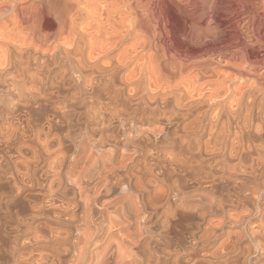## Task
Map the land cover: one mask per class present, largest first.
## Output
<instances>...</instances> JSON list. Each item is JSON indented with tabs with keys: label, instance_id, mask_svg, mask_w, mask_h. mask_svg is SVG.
I'll return each instance as SVG.
<instances>
[{
	"label": "bare ground",
	"instance_id": "1",
	"mask_svg": "<svg viewBox=\"0 0 264 264\" xmlns=\"http://www.w3.org/2000/svg\"><path fill=\"white\" fill-rule=\"evenodd\" d=\"M161 1L162 0H0V38H2L8 44V48L6 52H4L5 62L6 64H9L12 70L18 74L19 71H22L19 69H23V66L29 63L24 62L25 58L23 54L26 52L24 50L26 47L27 49H30L32 46H36L34 61L38 59L39 54L43 56V59H46L44 58L45 53L55 47L54 44L63 46V44L70 43L72 44L73 49H76V51H73L75 52L74 54H76L83 50H87L86 47H82L80 45V37L84 34H90L92 38H94L93 40H95V42L93 44H90L89 42V47H93L94 49L90 50L88 48V50H90L89 52L96 50L97 56L99 58L97 57L96 59L94 57L96 61L93 63L91 62L90 67L88 64L84 63L81 58H78L80 60H74V63L78 64L79 70H82L83 66L86 67L88 65V70H90V68L92 70L96 69L99 74L101 73L100 75L102 76L107 70L103 74L102 71H100L99 64H101L100 61H102L100 59V56L110 54L112 51L117 50L124 44L127 45V43L129 42L130 46H125L126 49L124 50H126V52L125 55H123L124 57H122V55H120V57H122V59L126 58L128 61L127 63L133 64V69L131 68L133 70L131 71V75L133 73L132 77L134 81L132 80V78L131 81L132 83H136L135 90H137V88H140V86L142 85L144 86L142 87L143 89H146L145 87L147 85H156V81H158V84L161 83L166 86L168 85L169 88L174 90L168 92V94H166L167 92H164L163 94L165 95H158L157 91L156 96L153 95L154 97H151L153 98V100H150L152 102L151 104L156 105L157 103H160L159 107L163 105L165 109H167L170 105L172 106L171 100L174 101V106L177 107V110L179 108L181 109L183 107H186V109L184 108L185 111L187 109H190L189 111H191V108H194L193 110H195L196 107L200 108L202 106L199 107V105L204 102L210 103L209 111H214L215 117L213 119L214 121H209V125H211L208 129V135L210 137L205 148H209V150L210 148L211 150L214 148V151H219L218 153L221 152L222 154H226V152H229L231 155L236 154V156H239L241 152H239L238 154V148H242L240 146L242 143V130L246 128L245 132L246 130H248L249 132V130H252V127L254 126L260 129L264 125V0H237L233 4L222 9H216L214 7L197 8L196 6L191 10L179 8L178 11L180 15L185 18V30L183 34L180 35L179 42L172 41L170 39L173 36V30L170 26L171 22L162 14L163 11L161 9ZM45 20H52L55 23V25L59 29V33L56 36L53 35L54 33L48 32L49 30H46V32L43 31L41 25ZM162 38L166 40H164V42H161ZM43 52L45 53L43 54ZM71 54L72 53L69 54V57L73 55ZM119 61H121V59ZM124 61L126 60H123V63ZM119 63L120 62H117V64L121 66L122 63ZM125 63L124 65L126 66ZM28 65L29 64H27V66ZM105 65H107V63ZM101 66L103 67V65ZM120 66L116 65L117 68ZM128 66H130V64H128ZM113 67L114 65L112 66V68ZM114 68L113 70L111 69V71L110 69H108V71L110 72L108 74H111V72L113 73ZM1 71L3 70L1 69ZM98 72L94 74L99 75ZM107 72L105 73L106 75ZM3 74L4 73L0 72V80L6 78H2V76H5ZM94 74L93 76H95ZM85 76L87 77V75ZM91 78H89L88 80H90ZM15 79H13V81ZM6 80L7 79H5L4 81ZM16 80L18 82V79ZM91 81L93 80L91 79ZM8 82H11V80H9ZM14 82L16 85V81ZM94 82L96 83V79ZM19 84L17 86H19ZM1 85L3 84L0 81V87ZM20 85L23 84L21 83ZM25 88L27 87H24V89ZM188 99L192 101H188V103L190 104L185 105V101ZM141 102V100H138L139 104ZM7 103L5 102L4 104ZM138 103L136 104L138 105ZM142 103H145L146 108H151L152 106L148 104L149 102L146 103L143 101ZM106 106L112 107H110L109 111H107L108 114L103 112L100 113V120L106 121L109 117L110 121H112V119L114 120V118H116V120L119 119L121 125L124 123L134 122L135 118L133 119V117H131V114H128V112L125 111L124 105H121L123 106L121 110L117 109L118 106L116 104H108ZM145 106H143V108ZM205 106H208V104H205ZM153 107L150 111L152 112V115H154L158 111L156 106L155 108ZM149 110L150 109H148V111ZM180 111L182 112V110ZM187 113L188 112L186 111V114ZM34 114L35 113L30 114V116ZM37 115H39L40 117V114ZM7 116L9 115L7 114ZM41 116L43 117V115ZM2 117L5 118V115ZM36 117L38 121H40L42 118H39L38 116ZM66 117L67 115L63 113V116L61 118H63L64 121L67 122ZM211 118H213V115ZM10 119L11 118L9 117V121ZM31 119L29 121L30 124H32L31 121L33 122V124L37 121L36 119H34L36 120L34 122ZM152 120H138L139 122L130 124H133V126L136 128H145V126L152 128L151 132L153 133L151 134V136L153 137L154 134L155 136L157 135L156 131L158 130H156V128L154 129V124L155 122L157 123V121H155L154 119ZM11 122L9 123V125L11 124ZM37 123L39 125V122ZM104 123L102 122L103 125ZM198 124L194 123V126H197ZM6 125H8V123ZM36 125H34V127ZM61 125L60 127L58 126L59 128H55L54 126L53 128L50 126L46 130H44V128H39L38 130L37 128L33 131L29 127L30 132H27V134H30L32 132L33 134L31 138H28L29 135H27V138L29 140L27 139L28 141L24 143L25 149L26 151H28L31 157L27 158L26 154H23L21 155V159L19 158L20 160L18 159L19 161L17 160L18 162H15L14 164L15 168L13 169L16 170L17 174H21V176L19 175L21 179L23 177L24 180L26 179L30 183V185L31 183L32 185H34L33 183L35 182L40 183L38 181L39 177L38 179L36 178V168L41 165L45 166L46 170L44 171V173H42L43 177L40 178L41 180L39 179L41 181V184L39 185H41L42 187V193L40 194L41 199L40 197H38L39 201L34 202V205H30L33 206L31 208L32 213H30V215L33 214L34 216H44L45 218H48V221L49 219H52L55 223V225L46 224L49 233H51V238H49L45 234L43 235L42 233L37 237L38 241L43 240L42 246L45 244L49 248H37L39 249L37 250V252H25L22 248L21 250H23L24 252H20L18 256L16 255L17 257L15 259V264H62V252L69 255L68 257L70 259L67 264H91L95 260L97 264H106L110 259H114L116 264H157V258H155V256H157L158 253L157 255H153V253L149 249L148 251L147 249L141 250L143 248L140 249L141 251H143L142 254L137 255L136 253H133V247L132 249L130 247V249L124 248V245L128 243V241H125L126 243H124V241H119V239H116L114 235L108 232V228L104 224V216H108L109 208L112 207L120 209V212L124 213L123 215H127V210L128 208H130L132 213H134L135 211L134 215L137 216L139 214L138 216H141L139 206H137L140 204L136 203L137 198H135V196H137L139 192L140 194H142L141 192L146 193V191L148 193L150 189H153V184L158 185L157 180H155L157 177L152 181L148 177L150 180L146 178V180L148 181H144V176L151 175L154 171L152 170L153 163L151 162V160H153L155 154L157 153H155L153 151L154 149H152V146L155 145H152L150 147L151 150H149V147H147V149H144L145 147H143V149L134 148V150L132 151L134 155H136L137 157L139 156L140 160L139 158H127L126 152L128 149H126L125 143L121 145L122 147L119 145L107 144L105 141L96 140L95 138L96 136L98 137V135L95 133L93 134V132V135H89L88 138L87 136H85L88 140L83 141L82 139L80 140L76 136L70 134V131L72 130L71 128L70 131L68 130L70 133H68L65 129L69 127L67 126V128H64V126L61 127ZM131 125L130 127H133ZM200 125H202V123ZM8 127L10 128H6V137L13 140V138H15L14 136H16V130H12L13 126L11 127V125ZM189 129L190 128H187L186 130L188 131ZM142 130L143 129H141V132L144 131ZM198 130L191 129V132H189L190 130L188 131L189 133L186 131L187 133H184V135L190 136V134L199 133V136H201V134L203 135L206 133V131H204L205 129L201 131ZM131 132V130L126 131L123 133V136L126 139L130 138ZM65 133L67 134L65 135ZM97 133H100V131ZM79 135L82 136L83 134L81 133ZM195 135L194 137H192V135L191 139L195 138ZM245 135H247V132L245 133ZM81 136L78 137L81 138ZM100 137L101 135L99 136V138ZM21 138H23L22 135ZM66 138L68 139L67 141L64 140ZM146 138L149 139V137L147 136ZM243 138L245 137L243 136ZM17 139L18 138L14 140V143L17 142ZM2 140L4 139L2 138ZM18 140L20 141V139ZM152 140L150 141L152 142ZM64 143H68L66 145L67 147L64 145ZM200 143L197 141L196 146L201 147ZM22 149L23 148L16 150L17 152L18 150H20L18 153L21 154ZM191 149L190 151L193 150ZM119 153V159L118 157L117 159H114V157ZM255 153L258 154V160L260 161V163L262 162V164L264 165V148L259 153ZM104 154H107L106 160L103 159ZM215 155L217 156L216 158H219L218 154ZM156 156H158V153L156 154ZM1 157L2 159H4L3 156H0V170L3 167L9 168L8 163L6 164L4 160L2 161ZM235 157H233V159L237 158ZM148 158L152 159L148 160ZM32 160H34V162ZM225 161L226 160H224V162ZM128 162L129 164H131L130 167H128L129 165L127 166ZM150 162L152 163V165L150 164ZM118 169H120V171L123 169V173L126 172V178H128V181L125 179L124 175V177H115L114 171ZM5 170L8 171V169ZM2 172L4 171L2 170ZM134 176L137 179V191L133 190L135 187L132 188V182L134 180L131 181V178ZM152 178H154V176H152ZM244 180L247 183V180ZM25 184H23V186ZM147 184L150 187L152 186V188L148 187ZM25 186L29 185L26 184ZM36 186L38 185H35L34 187ZM116 187H119L120 195L122 194V197L114 200L109 198V196L112 195ZM0 189L2 190V188ZM155 189L156 188H154V190ZM11 193L12 192L9 191V195L7 193L6 194L7 196H11ZM152 193L153 192H151V194ZM154 193L153 195L150 194L149 196H154L156 198L155 200L158 201V196H155ZM2 194H0V206L2 203V199L4 198ZM146 195L147 194H145V196ZM160 195L161 194L159 193V196ZM67 197L70 199H67ZM154 197L153 201L155 202ZM35 198L37 199V197ZM5 199L7 201L4 205L9 208V205H11L12 203L9 204V197H6ZM10 199H12V197ZM147 199L150 201V198ZM154 202L152 204H154ZM4 205H2L1 207L4 208ZM142 205H144V202ZM8 208H6V210H8ZM1 209L2 208H0V211L3 212V210ZM95 209L99 211L96 212L99 213L101 219L103 220V225L97 224V221H95L96 219L94 220ZM7 212H9V210ZM28 215L26 214L28 218L31 217L32 219V216ZM129 215H127V217ZM27 217L24 218L25 221ZM35 218L37 220V217ZM133 218L131 219L132 222ZM108 223H110V221ZM28 224L30 223L28 222ZM128 224H131V221L130 223L128 222ZM31 226L32 225H30V227ZM32 228H34V226H32ZM39 228H36V232L37 229L39 231ZM139 228H137L138 232H140L139 230L142 231V228ZM146 233H148V231ZM33 234L35 235L36 233L33 232ZM127 236H130L129 233L127 234ZM131 236L133 238L134 234ZM33 240H36V236ZM128 240L129 242H131V239ZM40 242L41 241L37 242V245L41 246ZM133 243L135 244V240ZM127 245L131 244L129 243ZM26 249L28 250V248ZM144 251H147L148 253L146 254L144 253Z\"/></svg>",
	"mask_w": 264,
	"mask_h": 264
},
{
	"label": "rangeland",
	"instance_id": "2",
	"mask_svg": "<svg viewBox=\"0 0 264 264\" xmlns=\"http://www.w3.org/2000/svg\"><path fill=\"white\" fill-rule=\"evenodd\" d=\"M236 1L237 0H162L161 1V9L163 11L162 14L164 17H167V19L171 22L170 26L171 29L173 30L172 33L173 36L170 39L172 41L179 42L180 35L183 34L185 30V25H184L185 18L180 15L178 11L179 8L191 10L196 6L197 8L214 7L216 9H222L226 6L233 4ZM41 27L45 32L46 30L47 31L49 30L48 32L54 33L53 34L54 36H56L59 33V29L52 20H45L42 23ZM80 38H81L80 45L82 47L83 46L86 47L87 50L86 51L83 50L79 53H76L77 55L74 54L75 52H73L76 51V49L74 50L72 44L70 43L63 44V46L62 45L58 46L57 44L56 45L54 44L55 47H53L50 51H48L47 53L43 52V54L45 53L44 58L46 59H43V56L39 54L38 59L34 61L36 46H32L30 49H27L26 47L24 49L26 51L25 52L26 56L25 53L23 54L25 58L24 62L25 63L29 62L27 63L29 65L27 66L26 64L23 66V69H19L22 71H19L18 74L14 72L11 66H9V64H6L5 62L4 52H6L8 48V44L2 38H0V50L2 51V52L0 51V61L2 60L0 62L1 64L0 68L5 67L4 69L1 68L3 71H1L0 69V72L4 73L3 75H5L2 76V78L6 77L5 79H7L6 81H4L5 79L0 80L1 83L3 84L1 85L2 88L0 87V102H1L0 115L2 116L5 115V118L0 116L1 118L0 156H3L4 159H2L1 157V160L2 161L4 160V162L6 164L8 163L9 166V168L3 167L0 170L1 173L0 178H2L0 179V188H2L3 190L2 192V190L0 189V192L3 193L0 194H2L4 197L2 199L3 204L1 203V206L6 204L7 201L5 199L6 197H9L8 199L10 200L9 204L11 203L13 204V205L12 204L9 205L10 209L5 205H4L5 209L0 206V208H2L1 210H3V212L0 211L1 264H15V259L20 252H24V251L37 252V250H39L37 248H49L45 244H44L45 246L44 245L42 246L43 240H39L41 241L40 242L41 246L37 245V242H39L37 237L40 236L42 233L43 235L45 234L46 236L51 238L52 237L51 233H49L46 224L55 225L54 220L49 219L48 221L47 217L45 218L44 216H34L33 214L30 215V213H32L31 208L33 207L30 205H34L35 204L34 202L39 201L38 197H40V194L42 193V189H41L42 187L39 184H41L40 178L43 177L42 173H44L46 168L44 165H41L38 168H36V173H37L36 178L38 179L39 177L40 180L38 179V181L40 183L34 181L35 182L33 183L34 185H32L31 183L32 187L26 179H25L26 181L24 180L23 177L21 179L20 177L21 174L19 173L17 174L16 170L13 168H15L14 165L15 162H18L21 159V155L26 154L27 158L31 157L28 151H26L25 149L24 142H27L29 140L28 138L32 137L33 130H36L37 128L38 130L39 128L40 129L44 128V130H46L50 126L59 128L61 124H62L61 127L63 126L64 128H67V126L69 127L65 129L66 132L68 133L71 132L70 133L71 135L76 136L77 138H79L80 140L82 139L83 141L88 140L87 139L88 136L93 135L95 133L98 135V137L96 136L95 138L96 140L105 141L107 144L121 146L123 143H125L126 149H128L126 152L127 158H132V159L139 158V156L137 157L136 155H134L132 151L134 150V148L143 149V147H145L144 149H147V147H149V150H151L150 147L152 145L156 146V147L152 146V149H154L153 151L155 153L156 152L158 153V156H156L157 154L156 153L153 158L154 161L151 160L152 158H148V160L150 159L154 165L153 166L152 163L150 162V164L152 165V170L154 171L151 175H145L144 181H148L146 180V178L147 179L150 178L152 181L157 177L155 180H157L158 185L153 184L154 186L152 189L153 191L150 189L151 191L149 190L148 192L149 194L146 191V193L141 192L142 194H140L139 192L138 193L139 195L137 194V196H135V198H137L136 203L140 204L137 206H139L141 216H138L139 214L137 216L134 215L135 213L134 209H133L134 213H132L130 208H128L127 215L129 214H133V215H129L130 217L129 216L127 217L126 214L123 215L124 213H121L120 209L116 207L109 208L108 216H104V220H105L104 224L107 226L108 232L114 235L116 239H119V241H124V243H126L125 241H128V243L124 245L125 246L124 248L130 247L132 249L133 247L134 251L133 250L132 251L137 255L142 254L143 251L141 250H146V249L147 251L149 249L153 253V255H157L158 253V255L155 256V258H157L156 259L157 264H264V172H263L264 165L262 164V162L260 163V161L258 160V154L255 153V152L259 153L264 148V125L261 127L262 129L261 128L259 129L254 126L252 127L253 131L251 129L249 130V132L248 130H246L247 135H245L246 128L245 129L242 128L243 129L242 143L240 145L242 148L240 147H239L240 149L238 148V154L239 152H241L239 154L240 157L236 156V154L231 155L229 152H226V154H222L221 152L218 153L219 151L218 152L214 151V148L212 150L210 148L211 150L210 151L209 148H205V146H207L208 144L210 137L208 135L209 134L208 129L211 125V124L209 125L210 123L209 121H214L213 119L215 117L214 111H209L210 103L204 102L205 104H208V106H205V104L202 103L201 105H199V107L200 106L202 107L200 108L196 107L195 110H193L194 108H191L192 112L189 111L190 109L189 110L187 109L186 110L188 112L187 114L185 111L186 107H183L181 109L179 108L180 110H182L181 112L179 109L177 110V107L174 106L175 103L172 100H171L172 106L169 104L170 106L167 109H165V107L162 104H161L162 106L159 107L160 103L153 105L151 104L152 102L150 100H153V98L151 97L153 95L156 96L157 91H158L157 92L158 95H165L163 94L164 92L165 93L167 92L166 94H168V92H171L174 89L169 88L168 85L166 86L161 83L158 84V81H156V85H150V86L147 85L145 87L146 89H143L142 87L144 86L142 85L140 86V88H137V90H135L136 83L135 82L132 83L131 81V78L133 80L132 77L133 73L131 75V71H133L132 70L133 64L127 63L128 61L126 58L122 59V57H124L123 55H125L126 52V50L124 49L130 46L129 42L127 43V45L124 44L117 50L112 51L110 54H106L108 56L106 55H101L102 57L100 56V59L102 61H100L101 64L99 65L102 74L106 70L108 71V69H110V71L111 69L113 70V68L116 67V65L120 66L117 64V62H120L119 64L122 63L120 67L114 68L113 73L111 72V74H108L110 72L106 71L107 75L105 74L106 73L105 72L104 75L101 76L100 75L101 73L99 74V72L96 69L92 70L90 68V70H88V65L90 67L91 62L92 63L95 62L98 57L96 50L89 52L90 50L94 49L93 47L90 48L89 47L90 45H88L89 42L90 44H93L95 42V40H93L94 38H92L90 34H84ZM164 40L166 39L162 38L161 42H164ZM88 48L90 50H88ZM70 53L73 54V55L71 54L72 58L69 57ZM27 55L29 58L27 57ZM120 55H122V57H120ZM26 57L28 58L29 61L27 60ZM78 58H81V60L84 63L88 64L86 66L87 68L83 66V69L79 70L78 64L74 63V60ZM119 58L121 59V61H119L120 60ZM41 60L43 61V63ZM123 60H126L124 61V63L126 62L125 64L127 67L124 65ZM106 63L107 65H105ZM108 63H112V64H108ZM128 64H130V66H128ZM101 65H103V67L106 69H104ZM113 65L114 67L112 68ZM24 71L27 72L25 73ZM96 71L98 72L99 75L94 74L97 73ZM93 74L95 76H93ZM85 75H87V77ZM88 76L94 78L96 77L95 78L96 83L94 82L95 81L94 78ZM13 77L18 79V82ZM89 78H91L93 81H91V79L88 80ZM13 79H15L14 81H16V85ZM9 80H11V82H8ZM12 83L15 87L12 85ZM19 83L20 84L22 83L23 85H20ZM18 84L19 86H17ZM19 87L23 89L24 87L27 88H25L24 91ZM139 97H144V98H139ZM138 100H141L142 102L144 101L146 103L149 102L148 104L152 105L151 108H146L145 103L141 102L139 104ZM135 101L136 103H138V105L135 103ZM186 101H185V105L186 104L188 105L190 104L188 103V101L190 102L192 100L188 99ZM5 102L8 103L4 104ZM108 104L111 105L116 104L118 106L117 107L118 110H121L123 108V106L121 105H124L125 111L128 112V114H131V117H133V119L135 118L134 122H139L141 120H147V119L151 121L152 119H154L155 121H157V123L155 122L154 124V129L156 128V130H158V131L155 130L157 135L155 136L154 134L153 135L154 138H153L151 136V134L153 133L151 132L152 128L148 126H145V128L140 127L141 129L144 130V131L142 130L143 132H141L140 128H136L133 126V124L132 125L130 124L134 122L124 123L121 125L119 119H117L118 120L117 121L116 118H114V120L112 119V121H110L109 117L106 121L100 120L101 119L100 113L103 112L108 114L107 111H109L110 107H112V106H106ZM14 106L16 107L19 106V107L16 108ZM143 106H145L144 107L145 110ZM155 106L158 109V111L156 112L158 115L156 113L155 114L153 113L154 115H152V112H150L152 110V107L155 108ZM1 109L4 110L2 111ZM148 109L150 110L148 111ZM33 113H35L36 116L38 117L39 115L37 114H40L39 118L42 117L41 115L45 117L44 118L42 117L41 120L38 121L36 119L37 117L34 114L31 115L32 116L31 119L30 114ZM63 113L67 115L66 117L67 122H65L64 119L61 118L63 116ZM7 114L9 116H7ZM212 115L213 118H211ZM9 117L12 120L10 119L9 121ZM29 118L34 122L37 120L35 122L37 125L35 123L33 124L32 121H31L32 124H30ZM204 121L206 124L204 123ZM10 122H11L10 124L11 127L13 126L12 130L14 131L16 130L15 131L16 136H14L15 138H13V140L8 139L6 137L7 134L6 128H10L8 127L10 126L9 125ZM27 122L29 126L27 125ZM37 122H39V125ZM102 122L103 123L105 122L104 125L102 124ZM7 123L8 125H6ZM194 123L195 124L199 123L197 125L199 130L197 129L196 125L194 126ZM201 123L202 125H200ZM34 125H36L35 126L36 128L34 127ZM130 125L133 127H130ZM29 127L32 130L31 131L32 133L27 134V132L28 133L30 132ZM3 128L6 130H4ZM185 128L186 129L190 128L189 129L190 131L188 130L189 132H191V129L198 131L205 129L204 131H206V133L203 135L201 134V136H199L200 134L198 132H197L198 134L195 133L196 135L195 134H190V136L184 135V133L188 132ZM68 130L71 131L69 132ZM130 130L133 133L131 132L130 138L126 139L123 136V133ZM99 131L100 133H97ZM81 133L83 134L82 136L79 135ZM66 134L67 133H65V135ZM75 134L81 136V138ZM21 135L23 138H21ZM27 135H29L28 138ZM100 135L101 137L99 138ZM194 135L195 138H197L198 140L195 138L191 139V136L194 137ZM83 136L84 137L87 136V138L86 137L84 138ZM146 136L149 137V139L146 138ZM243 136L245 138H243ZM2 138L4 140H2ZM16 138L20 139L21 143L18 139L17 142L14 143V140ZM184 138H186L187 140ZM64 140L67 141L68 139L66 138ZM150 140H152V142ZM190 140H191V144H190ZM196 140L199 143L201 142L200 143L201 147L196 146V142H197ZM184 142L186 145L184 144ZM187 143L190 145V149L193 147L192 148L193 150L191 149L192 151H190L189 145ZM67 144L68 143L66 144L64 143L65 146ZM194 147L196 148V150ZM21 148L23 149L20 154L18 153L20 150H18L17 152L16 149H21ZM209 153H211L212 155ZM228 153L230 156L228 155ZM17 154H19L20 156ZM215 154H218L219 158L221 157L220 160L219 158H216L217 156ZM119 156L120 153L117 154L114 157V159H117V157L119 159ZM233 157H235L236 159H233ZM223 158L224 160H226L225 162ZM103 159L105 160L107 159V154H104ZM32 161L34 162V160ZM257 162L260 164H258ZM127 166L130 167L131 164H129L128 162ZM5 169H8V171ZM2 170L4 172H2ZM121 171L120 169L114 171L115 177L125 176V179L127 180L128 178H126V172L123 173L124 170L122 172ZM152 176H154V178H152ZM244 179L247 180V183ZM248 179L250 182L248 181ZM20 180H22L23 183ZM133 180L135 181V185ZM131 181H133L132 188L135 187L133 190L137 191L136 186L138 185L136 183L137 181L136 177L135 176L132 177ZM25 183L29 186H25L26 185ZM23 184H25L24 186L26 188L23 186ZM35 185L38 186L34 187ZM148 187L150 186L148 185ZM150 188H152V186ZM154 188H156L158 191L156 189L154 190ZM19 189L21 190L23 189L22 192ZM9 191L12 192L10 194L11 196H7ZM114 191H113L114 194L112 193V195H110L109 198L116 200L119 199V197L120 198L122 197L121 196L122 194L120 195L119 187H116ZM154 191L157 194H155ZM151 192H153L155 196L156 195L158 196L157 197L158 201L155 200L156 198L154 196H151L152 198L149 196ZM158 192L161 194L160 196ZM153 193L151 195H153ZM145 194H147L148 196L147 195L145 196ZM11 197L12 199H10ZM35 197H37V199ZM153 197L155 202L153 201ZM33 198L34 200L35 199L36 200L34 201ZM147 198H150V201ZM67 199L70 198L67 197ZM147 201L149 202V204ZM151 201H153L154 204H152L153 202ZM143 202L144 205H142ZM14 204L17 205L15 206ZM6 208H8L9 212H7L8 210H6ZM96 211L99 212L96 209L94 210V214H95L94 220L96 219L95 221H97V224L103 225V220L101 219L99 213H97ZM26 214L32 216V219L31 217L28 218ZM25 217H27L26 221L24 219ZM35 217H37V220ZM132 218H133V222L131 220ZM129 219L131 221V224H128V222L130 223ZM109 221L110 223H108ZM28 222L30 224H28ZM30 225L34 226V228H32V226L30 227ZM137 225L139 227L141 226L140 228H142V231L139 230L141 233L138 232L137 228L139 227ZM36 228H39V231L37 229L38 234L36 232ZM145 231L146 232L148 231V233H146ZM33 232L36 234L34 235ZM128 233L130 236L134 234L133 238L132 236L131 237L127 236ZM35 236H36V240H33ZM128 239H131V242H129ZM133 239L135 240V244L133 243L134 242ZM129 243L132 246L127 245ZM22 248L24 251L21 250ZM26 248H28V250ZM147 251H144V253L147 254L148 253ZM62 253L64 254V252ZM63 254L61 256V260H63L62 264H64V262L65 264H67L70 259L68 257L69 255L67 254L63 255ZM94 262L95 264H97L96 260L93 261L91 264H94ZM106 264H116V263L114 259H110Z\"/></svg>",
	"mask_w": 264,
	"mask_h": 264
}]
</instances>
